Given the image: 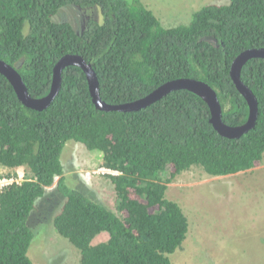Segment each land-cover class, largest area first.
Segmentation results:
<instances>
[{
	"label": "trees",
	"instance_id": "trees-1",
	"mask_svg": "<svg viewBox=\"0 0 264 264\" xmlns=\"http://www.w3.org/2000/svg\"><path fill=\"white\" fill-rule=\"evenodd\" d=\"M66 5L98 7L78 32L53 16ZM29 26L28 31L26 30ZM264 47V0L210 3L189 24L163 25L143 0H0V59L17 68L34 97L49 94L54 67L68 53L95 68L103 100L125 103L163 83L190 77L211 85L233 126L247 122L250 106L232 76L234 59ZM242 80L258 100L255 126L239 138L220 134L209 104L189 89L171 91L134 111L96 107L85 71L62 73V86L43 110L26 106L0 72V166L26 177L0 189V264H35L33 212L56 184L63 204L54 216L57 231L80 251V264H173L190 220L167 197L169 183L201 167L212 176L251 170L264 161V58L243 66ZM102 153L103 168L116 192V211L67 182L62 154L68 141ZM109 234L94 243L98 235Z\"/></svg>",
	"mask_w": 264,
	"mask_h": 264
},
{
	"label": "rangeland",
	"instance_id": "rangeland-1",
	"mask_svg": "<svg viewBox=\"0 0 264 264\" xmlns=\"http://www.w3.org/2000/svg\"><path fill=\"white\" fill-rule=\"evenodd\" d=\"M229 1L143 0L166 27L189 24L193 13L204 5ZM91 19L102 20L98 7L66 5L53 16L55 22H70L78 32ZM62 160L70 185L116 211V192L106 175L117 172L101 166V152L70 140ZM8 173L0 166V177ZM56 184L48 188L33 212L30 225L35 238L29 255L35 264H80L79 249L54 225V216L63 204ZM167 197L179 202L190 220L186 240L170 255L173 264H264V161L251 170L226 176H212L195 166L169 183ZM108 238L103 232L94 243Z\"/></svg>",
	"mask_w": 264,
	"mask_h": 264
},
{
	"label": "water",
	"instance_id": "water-1",
	"mask_svg": "<svg viewBox=\"0 0 264 264\" xmlns=\"http://www.w3.org/2000/svg\"><path fill=\"white\" fill-rule=\"evenodd\" d=\"M254 57L264 58V47L250 48L243 51L234 59L231 66V76L250 106V115L247 122L237 126L229 125L223 120V109L216 90L207 82L195 78L181 77L169 80L139 99L125 103L111 104L101 97L99 78L92 63L77 53H68L59 59L54 67L51 90L44 97L32 96L17 68L3 59H0V72L12 83L23 103L37 110H43L52 103L61 89L63 70L70 65L79 66L85 71L93 102L98 109L104 111L140 110L161 99L171 91L189 89L199 94L209 104L212 114L211 122L220 134L229 138H239L255 126L258 116V100L255 93L241 78L243 66Z\"/></svg>",
	"mask_w": 264,
	"mask_h": 264
},
{
	"label": "built area",
	"instance_id": "built-area-1",
	"mask_svg": "<svg viewBox=\"0 0 264 264\" xmlns=\"http://www.w3.org/2000/svg\"><path fill=\"white\" fill-rule=\"evenodd\" d=\"M20 168L21 167H19V169H18L17 177H7V176H1L0 177V189H3L4 187H6V186H8L14 182H21L25 179L26 171H21Z\"/></svg>",
	"mask_w": 264,
	"mask_h": 264
}]
</instances>
